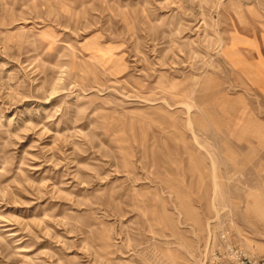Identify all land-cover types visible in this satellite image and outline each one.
<instances>
[{
    "label": "rangeland",
    "instance_id": "obj_1",
    "mask_svg": "<svg viewBox=\"0 0 264 264\" xmlns=\"http://www.w3.org/2000/svg\"><path fill=\"white\" fill-rule=\"evenodd\" d=\"M222 233L264 260V0H0V264Z\"/></svg>",
    "mask_w": 264,
    "mask_h": 264
},
{
    "label": "built area",
    "instance_id": "obj_2",
    "mask_svg": "<svg viewBox=\"0 0 264 264\" xmlns=\"http://www.w3.org/2000/svg\"><path fill=\"white\" fill-rule=\"evenodd\" d=\"M220 241L221 243L211 253V258L217 264H264L263 259L253 258L238 246L230 243L227 234H220Z\"/></svg>",
    "mask_w": 264,
    "mask_h": 264
}]
</instances>
